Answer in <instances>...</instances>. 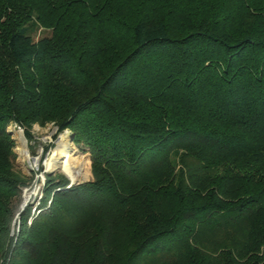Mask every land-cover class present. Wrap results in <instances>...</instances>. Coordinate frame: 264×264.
<instances>
[{
	"label": "trees",
	"instance_id": "obj_1",
	"mask_svg": "<svg viewBox=\"0 0 264 264\" xmlns=\"http://www.w3.org/2000/svg\"><path fill=\"white\" fill-rule=\"evenodd\" d=\"M10 121L91 178L9 236ZM0 264H264V0H0Z\"/></svg>",
	"mask_w": 264,
	"mask_h": 264
},
{
	"label": "rangeland",
	"instance_id": "obj_2",
	"mask_svg": "<svg viewBox=\"0 0 264 264\" xmlns=\"http://www.w3.org/2000/svg\"><path fill=\"white\" fill-rule=\"evenodd\" d=\"M45 34L36 31L32 35L33 40ZM5 130L11 143L12 168L24 180L18 186V194L13 203L8 223V235L10 236L17 232L21 210L28 207L30 216L38 213L37 207L42 197L43 183L47 175L61 176L66 180L67 185L88 181L91 176L88 153L81 151L71 142L70 132L67 128L58 130L57 126L49 121L43 123L35 121L25 128L21 124L10 121L6 124ZM59 140L65 143L64 151L68 155H59L56 158L53 156L59 150ZM21 148L25 151L26 157H23ZM52 158H56L54 160L56 166L46 169V161ZM30 216L27 217L26 222Z\"/></svg>",
	"mask_w": 264,
	"mask_h": 264
},
{
	"label": "bare ground",
	"instance_id": "obj_3",
	"mask_svg": "<svg viewBox=\"0 0 264 264\" xmlns=\"http://www.w3.org/2000/svg\"><path fill=\"white\" fill-rule=\"evenodd\" d=\"M20 143H22V141H20ZM20 145L22 146L23 144H20ZM65 148H66L65 143H62V142L59 140V150L57 151V153L54 154L53 157L58 158L59 155H61V156L64 155V154L68 155V153H66V152L64 151ZM19 152H20V151H19ZM21 153H22L23 157H26V155H25V151H24L22 148H21ZM56 158H52V159L47 160V161H46V164H45V168H46V169H52V168H54V167L56 166L55 161H54Z\"/></svg>",
	"mask_w": 264,
	"mask_h": 264
}]
</instances>
